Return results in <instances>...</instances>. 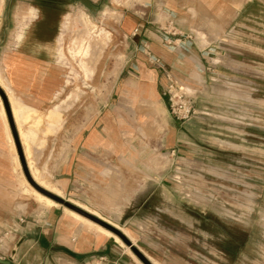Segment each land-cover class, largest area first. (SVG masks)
I'll use <instances>...</instances> for the list:
<instances>
[{
    "label": "rangeland",
    "instance_id": "obj_1",
    "mask_svg": "<svg viewBox=\"0 0 264 264\" xmlns=\"http://www.w3.org/2000/svg\"><path fill=\"white\" fill-rule=\"evenodd\" d=\"M170 2L154 20L157 36L168 59H195L194 72L170 70L172 82L165 77L155 109L131 94L135 80L124 79L125 60L143 55L134 48L137 32L125 29L126 17L137 18L138 0H0V59L14 48L21 25L39 23L49 29L47 54L63 76L48 107L58 104V117L48 121L47 109L38 124H21L31 131L33 170L52 188L61 141L94 120L111 136L110 151L121 156L120 188L142 186L144 198L153 190L148 200L158 208L144 213L169 228L176 249L201 264H264V0ZM183 105L193 109L186 118L174 112ZM12 143L16 185L38 201ZM5 232L0 227V238ZM5 237L0 245L9 251L22 248ZM34 242L22 249L30 253ZM41 259L36 253L23 262Z\"/></svg>",
    "mask_w": 264,
    "mask_h": 264
},
{
    "label": "crops",
    "instance_id": "obj_2",
    "mask_svg": "<svg viewBox=\"0 0 264 264\" xmlns=\"http://www.w3.org/2000/svg\"><path fill=\"white\" fill-rule=\"evenodd\" d=\"M138 2L139 11L135 12L137 18L126 17L125 29L130 35L137 32L133 41L134 48L142 49L143 55L134 53L125 60L124 79L135 80L131 94L145 97L156 109L157 105H160L156 99L161 97L164 88V69L173 73L177 71V74L182 72L193 74L195 59H168L166 51L162 48L154 20L162 15L163 8H172L170 0ZM37 9L41 10L38 7ZM17 31L21 33V38L19 40L15 38L14 48L0 59L4 75V80L0 79V87L7 88L2 90L6 96L14 129L27 168L29 161L31 166L28 168L29 172L31 176L33 173L36 177L28 141L31 131H24L21 124L29 120L34 124L39 123L41 113L48 109L60 92L63 76L61 68L47 54V49L51 50V46L47 45L49 38L46 33L49 29L46 26L27 23L21 25ZM144 47L150 49L151 57L143 50ZM152 57L158 59L159 64L154 62ZM8 92L17 110L22 111L19 123L12 114ZM0 102L4 109L2 99ZM59 112V105L55 104L45 112L44 117L48 121H53ZM5 117L14 143L6 113ZM163 124L169 129L166 121ZM4 126L0 117V227L6 231L0 240L8 238L5 237L8 234L11 238L21 241L22 248L30 245V241L35 242L30 253V249L25 251L22 248L9 251L2 244L0 258L10 260L9 264H25L23 262L25 256H34L37 253L42 256L40 263L44 264H103L100 261L101 257L105 258V264H138L130 248L122 245L118 241L119 238L111 232L107 234L99 231L95 223L83 221L73 211L59 203L49 204L44 198L37 201L24 196L16 185L14 173L19 176L20 169L15 167V154L7 140ZM173 135L169 130L168 143L173 142ZM111 139V136L97 129L94 120L87 122L61 141L65 148L56 154L49 175L52 188L43 186L37 177L33 179L42 187L53 190L52 192L57 193L62 199L118 228L152 264H201L174 247L175 237L169 233L167 226L161 224L162 229L158 228L160 224L154 222L152 214L144 213V209L158 208L157 204L148 200L153 190H149L150 194L144 198L142 186L139 188L133 186L129 190L120 188V168L117 161L121 156L110 151ZM23 188L28 190L26 187ZM19 218H23L24 221H19ZM168 239H171L170 243ZM139 263L142 264L140 261Z\"/></svg>",
    "mask_w": 264,
    "mask_h": 264
},
{
    "label": "water",
    "instance_id": "obj_3",
    "mask_svg": "<svg viewBox=\"0 0 264 264\" xmlns=\"http://www.w3.org/2000/svg\"><path fill=\"white\" fill-rule=\"evenodd\" d=\"M0 97L2 99L3 105H4V109H5V113L8 119V123L10 126V130L14 139V144H15V148L17 151V155H18V159L20 161V165L23 171V174L25 176V179L27 180V182L29 183V185L34 188L37 192H39L40 194H42L43 196L55 201L56 203H59L61 205H63L64 207L68 208L69 210L79 214L80 216L90 220L91 222L98 224L99 226L105 228L106 230L110 231L111 233H113L114 235H116L127 247L130 248L131 252L135 255V257L142 263V264H152V262L138 249L136 248L132 242L126 237V235L121 232L118 228H116L115 226L107 223L106 221L102 220L101 218L89 213L88 211H85L84 209L74 205L73 203L66 201L64 199H62L61 197H59L57 194L53 193L52 191L40 186L31 176L27 165H26V161L24 158V154L22 151V147L19 143L16 131L14 129V125L11 119V115H10V110L7 104V100H6V96L4 91L2 90V88L0 87ZM11 259V258H9ZM0 260H2L5 264H9L10 260H3L0 258Z\"/></svg>",
    "mask_w": 264,
    "mask_h": 264
},
{
    "label": "bare ground",
    "instance_id": "obj_4",
    "mask_svg": "<svg viewBox=\"0 0 264 264\" xmlns=\"http://www.w3.org/2000/svg\"><path fill=\"white\" fill-rule=\"evenodd\" d=\"M91 48V47H90ZM91 53V52H90ZM100 58V57H99ZM91 60V59H90ZM89 64V63H88ZM2 85V84H1ZM3 86V85H2ZM3 89H6L7 90V88H6V86H3L2 87ZM187 90H190V89H188L187 88ZM9 91V90H8ZM7 95H8V97H9V99H10V101H11V105H12V114H13V116H14V119L16 120V122H18L19 123V121H18V116H17V113H18V110H17V107L15 106V102H14V100H13V98L11 97V95H10V93L8 92L7 93ZM0 117H1V119L3 120V123H4V127H6V137H7V140H8V142H9V145H10V147H11V150H12V146H11V136H10V132H9V130H8V124H7V121H6V117H5V113H4V109H3V106H2V104H1V102H0ZM19 125V124H18ZM22 134V133H21ZM22 143V142H21ZM15 158V157H14ZM27 159V158H26ZM27 163V162H26ZM28 166L29 167H31L30 166V163H29V161H28ZM15 167H16V159H15ZM28 167V168H29ZM32 171V170H31ZM32 178H34V179H36V177H35V175L32 173ZM41 186V185H40ZM45 188V187H44ZM32 191H34L41 199L42 198H44V199H46V201L49 203V204H54L55 203V201H53V200H51V199H49V198H47V197H45V196H43L42 194H40L39 192H37L34 188H30ZM53 191V190H52ZM54 192V191H53ZM57 194V193H56ZM43 202V201H42ZM75 213V212H74ZM77 217H79L80 219H82V220H84V221H87L88 223H93V222H91L90 220H88V219H86V218H84V217H82V216H80L79 214H75ZM95 225V227L99 230V231H101V232H104V233H107V234H110V231H108V230H106L105 228H103V227H101V226H99L98 224H94ZM113 234V233H112ZM116 237V236H115ZM116 239H118L117 237H116ZM0 264H5L2 260H0Z\"/></svg>",
    "mask_w": 264,
    "mask_h": 264
},
{
    "label": "built area",
    "instance_id": "obj_5",
    "mask_svg": "<svg viewBox=\"0 0 264 264\" xmlns=\"http://www.w3.org/2000/svg\"><path fill=\"white\" fill-rule=\"evenodd\" d=\"M146 53L149 54L148 51H147ZM152 58H153V57H152ZM152 60H153L154 62H156V63L159 64V60H158V59L153 58ZM164 73H165V77H166L170 82H172V75H171V73H170L169 71L165 70V69H164ZM170 88H172L171 85H169L168 91L170 90ZM192 111H193V109H192L191 106H189V105H188V106L183 105V110H180V107H179V109L176 110V111H174V112H175V114H177L178 117H180V118H186V117H187ZM19 221L23 222L24 220H23V218H19ZM100 261H101V263H103V264L106 263V260H105L104 257H101V258H100Z\"/></svg>",
    "mask_w": 264,
    "mask_h": 264
},
{
    "label": "flooded vegetation",
    "instance_id": "obj_6",
    "mask_svg": "<svg viewBox=\"0 0 264 264\" xmlns=\"http://www.w3.org/2000/svg\"><path fill=\"white\" fill-rule=\"evenodd\" d=\"M20 36H21V33L16 35V39L19 40L20 39Z\"/></svg>",
    "mask_w": 264,
    "mask_h": 264
}]
</instances>
